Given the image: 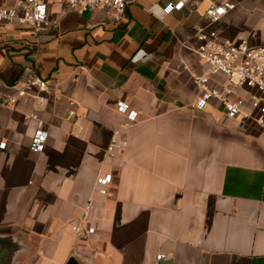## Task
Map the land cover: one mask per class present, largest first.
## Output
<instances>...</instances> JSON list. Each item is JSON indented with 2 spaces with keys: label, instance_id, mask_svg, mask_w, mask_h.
<instances>
[{
  "label": "crops",
  "instance_id": "1",
  "mask_svg": "<svg viewBox=\"0 0 264 264\" xmlns=\"http://www.w3.org/2000/svg\"><path fill=\"white\" fill-rule=\"evenodd\" d=\"M172 1L134 0L116 20L48 0L44 28L0 23V93L29 75L48 82L0 108V264H264V129L218 98L199 109L193 79L208 70L197 26L264 46V0H233L214 24L206 11L226 0L166 13ZM39 120L49 137L35 153ZM117 129L127 144L109 152ZM90 200L95 231L77 235Z\"/></svg>",
  "mask_w": 264,
  "mask_h": 264
},
{
  "label": "built area",
  "instance_id": "2",
  "mask_svg": "<svg viewBox=\"0 0 264 264\" xmlns=\"http://www.w3.org/2000/svg\"><path fill=\"white\" fill-rule=\"evenodd\" d=\"M48 0H0V23H18L33 28H44L48 22ZM71 8L80 11H101L110 13L116 20L122 18L128 6L134 0H63ZM186 0H176L169 2L164 11L171 13L180 10L185 6ZM236 4L233 0H226L221 4H213L206 11V17L211 24L218 22ZM197 46L194 52L208 65V70L202 74L194 76V83L200 89V97L197 107L203 109L212 98L223 101L225 112L229 117L254 120L264 129V46L252 47L247 38H240L237 41L230 39H220L215 29H209L198 25L196 28ZM189 47L188 45H185ZM222 72L226 76V82L221 88L211 87L210 78L215 73ZM35 89L48 91V82L37 75L26 77L24 84L18 88L13 95H3L0 93V108L12 106L21 97L31 94ZM238 90H247L248 95L231 98ZM71 106H75V101H70ZM249 105V108L246 106ZM118 111L126 114V125L134 123L138 119V112L130 110L129 104L123 100L117 103ZM70 115L78 116L75 109L70 110ZM120 129L114 131L109 152L122 150L127 141L121 138ZM1 137V131H0ZM49 132L45 128L43 121H38L30 149L39 153L47 145ZM7 142L0 141V148L5 149ZM112 174L100 177L97 184L101 186L102 194L108 193V185L111 182ZM93 208V200H90L85 207L84 214L79 223L73 225V230L77 235L92 234L94 227L86 225L90 212ZM163 253L157 255L160 260Z\"/></svg>",
  "mask_w": 264,
  "mask_h": 264
},
{
  "label": "water",
  "instance_id": "3",
  "mask_svg": "<svg viewBox=\"0 0 264 264\" xmlns=\"http://www.w3.org/2000/svg\"><path fill=\"white\" fill-rule=\"evenodd\" d=\"M68 264H77L75 259H71Z\"/></svg>",
  "mask_w": 264,
  "mask_h": 264
}]
</instances>
